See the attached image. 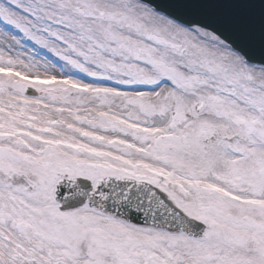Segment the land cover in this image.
Segmentation results:
<instances>
[{
  "label": "snow or ice",
  "instance_id": "obj_1",
  "mask_svg": "<svg viewBox=\"0 0 264 264\" xmlns=\"http://www.w3.org/2000/svg\"><path fill=\"white\" fill-rule=\"evenodd\" d=\"M0 264H264V0H0Z\"/></svg>",
  "mask_w": 264,
  "mask_h": 264
}]
</instances>
